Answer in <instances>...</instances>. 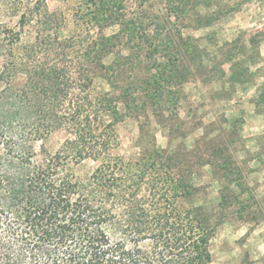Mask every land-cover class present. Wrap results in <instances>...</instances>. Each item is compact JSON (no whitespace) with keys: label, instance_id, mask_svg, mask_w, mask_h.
<instances>
[{"label":"trees","instance_id":"1","mask_svg":"<svg viewBox=\"0 0 264 264\" xmlns=\"http://www.w3.org/2000/svg\"><path fill=\"white\" fill-rule=\"evenodd\" d=\"M48 1L0 0L16 19L0 24V130L10 133L0 141V264H208L217 225L251 211L242 171L256 157L240 165L227 144L207 146L205 163L221 181L211 205L185 151L154 147L135 160L113 152L126 113L149 106L163 117L167 93L178 115L173 87L211 80L198 38L182 29L216 14L186 11L184 0H168L162 13L148 0ZM24 120L29 141L13 135ZM240 123L228 122L230 141ZM58 130L64 139L49 152L43 139ZM85 161L96 165L81 177Z\"/></svg>","mask_w":264,"mask_h":264},{"label":"rangeland","instance_id":"2","mask_svg":"<svg viewBox=\"0 0 264 264\" xmlns=\"http://www.w3.org/2000/svg\"><path fill=\"white\" fill-rule=\"evenodd\" d=\"M168 0H148L150 9L162 13ZM50 9L63 6L62 0H49ZM186 11L216 14L208 26L194 23L182 29L184 35L198 38L205 52V63L213 68L211 80L190 76L180 85L173 87L178 92L177 112L169 103V95L162 97L163 117L154 116L153 108L147 107L143 114L136 111L126 113L116 125L119 146L114 150L125 159L135 160L156 147L168 153H188L192 165L191 180L206 187V199L211 205L220 200V184L214 168L205 163L208 145L215 143L220 148L227 144L242 171L250 212L242 219L227 217L217 225L209 248L211 261L208 264H264V0H184ZM133 8V6H131ZM15 17L0 10V24L12 25ZM67 25L60 32L69 33ZM117 30L116 26L105 29L106 34ZM126 51H124L125 53ZM110 55L105 59L109 62ZM3 59L0 57V66ZM21 78L14 80L19 85ZM0 82V93L4 87ZM169 94V93H168ZM1 95V94H0ZM122 109V107H121ZM237 118L240 128L233 133V141L225 128ZM30 124L20 121L13 128L18 140L29 141L32 137ZM6 128L0 130V141L8 138ZM62 130L50 133L43 139L45 148L54 152L64 139ZM34 150L40 151V141L31 140ZM95 162L85 161L76 169L79 176L89 174ZM232 210V208L230 209Z\"/></svg>","mask_w":264,"mask_h":264}]
</instances>
